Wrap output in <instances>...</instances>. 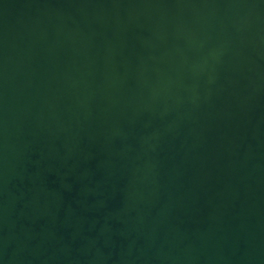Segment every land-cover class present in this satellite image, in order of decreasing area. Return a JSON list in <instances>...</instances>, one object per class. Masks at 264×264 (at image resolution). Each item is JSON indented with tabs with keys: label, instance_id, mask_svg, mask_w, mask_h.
<instances>
[{
	"label": "water",
	"instance_id": "obj_1",
	"mask_svg": "<svg viewBox=\"0 0 264 264\" xmlns=\"http://www.w3.org/2000/svg\"><path fill=\"white\" fill-rule=\"evenodd\" d=\"M0 264H264V0H0Z\"/></svg>",
	"mask_w": 264,
	"mask_h": 264
}]
</instances>
